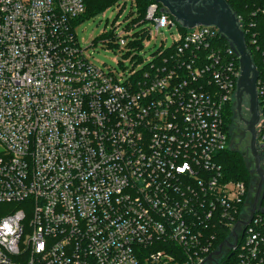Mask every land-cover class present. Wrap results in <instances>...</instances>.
Here are the masks:
<instances>
[{
    "label": "built area",
    "instance_id": "obj_1",
    "mask_svg": "<svg viewBox=\"0 0 264 264\" xmlns=\"http://www.w3.org/2000/svg\"><path fill=\"white\" fill-rule=\"evenodd\" d=\"M84 10L0 0V204L18 207L0 218V264H264V182L251 215L254 166L248 188L218 160L241 74L229 43L182 34L153 3L145 20L178 29L176 52L120 82L80 48ZM255 90L264 174V72Z\"/></svg>",
    "mask_w": 264,
    "mask_h": 264
},
{
    "label": "rangeland",
    "instance_id": "obj_2",
    "mask_svg": "<svg viewBox=\"0 0 264 264\" xmlns=\"http://www.w3.org/2000/svg\"><path fill=\"white\" fill-rule=\"evenodd\" d=\"M138 19L133 0H119L95 16L84 13L83 19L75 22V34L88 62L124 82V73L132 69L136 72L145 70L157 52L174 46L179 36L176 27L161 28L156 32L151 22L136 25ZM142 30L148 31L143 38L139 36ZM119 39H124L126 44L121 46ZM234 115L228 150L241 151L252 160L248 149L249 134L242 129L236 109ZM15 210L18 207L13 204H0V218ZM26 214L29 216L31 211L26 210Z\"/></svg>",
    "mask_w": 264,
    "mask_h": 264
},
{
    "label": "water",
    "instance_id": "obj_3",
    "mask_svg": "<svg viewBox=\"0 0 264 264\" xmlns=\"http://www.w3.org/2000/svg\"><path fill=\"white\" fill-rule=\"evenodd\" d=\"M157 5L161 6L160 12L170 15L176 23L183 29H192L197 26H213L228 43L229 47L239 58L240 77L237 81L236 88V113L239 121L242 120L240 115V105L242 94L249 98L250 118L245 122L246 131L249 134L248 149L254 159L255 173L259 177L254 203L251 210L253 213L256 201L264 182V174L260 167V157L255 148L256 131L255 125L258 122V101L255 90V83L258 72L252 62L251 56L247 51L244 34L239 28L236 14L230 9L225 0H154ZM264 196V189L262 197ZM234 237H236L234 235ZM227 247L233 245L227 243ZM222 245L214 255H219ZM209 259H211L209 257Z\"/></svg>",
    "mask_w": 264,
    "mask_h": 264
},
{
    "label": "trees",
    "instance_id": "obj_4",
    "mask_svg": "<svg viewBox=\"0 0 264 264\" xmlns=\"http://www.w3.org/2000/svg\"><path fill=\"white\" fill-rule=\"evenodd\" d=\"M117 1L119 0H83L85 7L84 13L86 16H95ZM133 3L136 6L137 14L139 16V22L136 25L144 24L146 22L145 15L147 8L149 5L155 3L154 0H133ZM226 3L234 13L245 18L247 24H254V26L251 27V32L256 37V44L253 46L249 44V37L247 34L245 35V44L253 64L261 75V73L264 72V14L259 11L254 16H251V13L255 12L257 8L262 7L264 0H226ZM84 13L79 18H77L76 22H79L83 19ZM246 27L248 26L246 25ZM178 28L182 34H185V30L181 28L180 25ZM147 34V30H142L139 36L143 38L147 36ZM220 42L225 44V41L222 39H220ZM176 46L177 45L174 44L171 49L157 52L153 62L155 64H159L163 61V59H167L169 61L170 57L176 52ZM228 113L229 117L227 118V122L230 139L231 126L233 125L235 118L234 108L230 107ZM218 160L222 166L224 176H226L228 179L236 182H244L248 188H252L257 182V178L253 170V161L243 152L227 149L226 151L219 154ZM221 242L222 241H219L218 244Z\"/></svg>",
    "mask_w": 264,
    "mask_h": 264
},
{
    "label": "flooded vegetation",
    "instance_id": "obj_5",
    "mask_svg": "<svg viewBox=\"0 0 264 264\" xmlns=\"http://www.w3.org/2000/svg\"><path fill=\"white\" fill-rule=\"evenodd\" d=\"M161 9V6L159 5V10ZM170 16V15H169ZM240 115L242 117V120L240 121V125L243 130L246 131V124L245 122L249 120L250 118V113H249V98L248 96L244 93L242 94V99H241V105H240ZM225 248L222 246L221 252H223Z\"/></svg>",
    "mask_w": 264,
    "mask_h": 264
}]
</instances>
